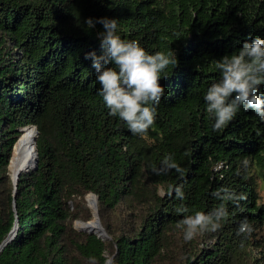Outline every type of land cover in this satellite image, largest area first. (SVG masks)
Here are the masks:
<instances>
[{
  "label": "trees",
  "instance_id": "1",
  "mask_svg": "<svg viewBox=\"0 0 264 264\" xmlns=\"http://www.w3.org/2000/svg\"><path fill=\"white\" fill-rule=\"evenodd\" d=\"M101 16L117 18L122 38L146 51L177 55L159 79L165 95L146 135L109 116L97 95L85 53H100L102 26L87 29L84 19ZM256 35L264 0H0V245L17 217L0 264H264V120L240 111L214 132L203 101L215 60ZM29 125L37 165L14 189L9 159ZM169 153L183 177L153 171ZM34 154L32 144L27 168ZM178 184L182 200L159 194ZM222 187L244 199L224 201L221 228L185 241L177 221L215 208ZM88 194L109 239L73 228L91 218ZM244 216L253 232L241 239Z\"/></svg>",
  "mask_w": 264,
  "mask_h": 264
},
{
  "label": "clouds",
  "instance_id": "2",
  "mask_svg": "<svg viewBox=\"0 0 264 264\" xmlns=\"http://www.w3.org/2000/svg\"><path fill=\"white\" fill-rule=\"evenodd\" d=\"M99 23L102 30H97L100 53L94 50L86 52L95 70V79L99 84L96 92L107 109L108 115L123 122L134 135H146L153 125L161 97L165 95L164 86L159 83L166 71L178 64L176 53L172 49L148 52L135 39L122 38L118 32L115 17H86L84 25L92 29ZM218 78L213 80L203 93L207 113L212 118L211 128L214 132L222 131L240 111L249 109L264 120V36L256 35L250 41L245 40L231 54H225L215 60ZM247 166L248 160L243 162ZM174 169L183 177L185 169L171 153L164 156L155 172H167ZM174 191L179 199L184 198L182 185L161 189L160 195ZM220 203L208 212L195 211L183 216L176 223L182 231L185 241L204 232L216 231L222 226L228 215L224 201L239 204L244 199L228 187L213 192ZM178 211H187L180 208ZM253 232L248 217L238 219L236 235L241 239Z\"/></svg>",
  "mask_w": 264,
  "mask_h": 264
},
{
  "label": "water",
  "instance_id": "3",
  "mask_svg": "<svg viewBox=\"0 0 264 264\" xmlns=\"http://www.w3.org/2000/svg\"><path fill=\"white\" fill-rule=\"evenodd\" d=\"M28 128H33V129H34V132H35V136H34V138H33V145H34V151H35L34 159H33L32 165H31L29 168H25V169H20V170H18V172L16 173V175H15L14 177H12V176L10 175V176H11V179H12V182H13V185H14V189H15L16 182H17V180H18V177H19L21 174L28 172L29 170H33V169H35V168H36V165H37L36 138H37V134H38V133H37V129H36L35 126H33V125H29V126L24 127V128H22V129L20 130V131L22 132V134L19 136V138L17 139V141L15 142V144H14V146H13L12 154H11V157H10V159H9L8 171H9V167H10L11 160H12V158H13V154H14L15 148H16V146H17V143L19 142L20 138L22 137L24 131H25L26 129H28ZM18 159H19V157H18ZM22 163H23V161L20 162V165H22ZM14 197H15V194L13 195V198H14ZM88 197H89V198L92 197V198L94 199V208H92V207H90V208L93 209V211H92V216H93L94 220L97 222V224H98V226H99L98 229H97V231H100V233H98L97 231H94V230H92V229H86V228H84V227H78V228H79V230L82 231V232H87V233H89V234H96L98 237H100V238H102V239H104V238L109 239V237L106 235L105 230L102 228V226H101V224H100V221H99L98 211H97V197H96L94 194H88V196H87V198H86V200L88 201V203H89V199H88ZM89 205H90V204H89ZM13 207H15L14 204H13ZM16 221H17V217L15 218V224H14V227H13V229L11 230L10 234H9L8 237L2 242V244L0 245V250L4 247V245H5V244L11 239V237L14 235V233H15V228H16ZM78 223L83 224V225H86V224H87V222H86V223H82V222H78V221H77L76 224H78ZM108 263H109V262H108Z\"/></svg>",
  "mask_w": 264,
  "mask_h": 264
},
{
  "label": "bare ground",
  "instance_id": "4",
  "mask_svg": "<svg viewBox=\"0 0 264 264\" xmlns=\"http://www.w3.org/2000/svg\"><path fill=\"white\" fill-rule=\"evenodd\" d=\"M35 136V132L33 128H30L28 131H25L20 138L19 142L17 143V146L15 148L13 158L11 160V164L9 167V171L11 173V176L14 177L18 170L27 168L28 165V155L27 151L33 144V138ZM19 157V159H18ZM23 161L22 165H20V162ZM89 204L92 208H94V199L92 197H88ZM79 227H84L86 229H92L94 231H97L98 224L95 220H91L87 222L86 225L78 223ZM100 233V231H97Z\"/></svg>",
  "mask_w": 264,
  "mask_h": 264
},
{
  "label": "rangeland",
  "instance_id": "5",
  "mask_svg": "<svg viewBox=\"0 0 264 264\" xmlns=\"http://www.w3.org/2000/svg\"><path fill=\"white\" fill-rule=\"evenodd\" d=\"M29 130V129H28ZM28 130H26V131H28ZM257 193H258V197H259V202L260 203H262L263 205H264V183L263 182H261V181H259V183H258V185H257ZM87 196L88 195H86V197H85V201H86V205H87V207L90 209V214H91V218L88 220V221H81V220H75L74 222H73V228L76 230V231H80L79 230V226H78V224H76V222L78 221V222H82V223H86V222H89V221H91V220H94V218H93V216H92V211H93V209L92 208H90L91 206L89 205V203H88V201L86 200V198H87ZM99 217V216H98ZM99 221H100V219H99ZM100 224H101V222H100ZM102 226V225H101ZM103 228V227H102ZM104 229V228H103ZM82 232V231H81ZM106 233V232H105Z\"/></svg>",
  "mask_w": 264,
  "mask_h": 264
}]
</instances>
